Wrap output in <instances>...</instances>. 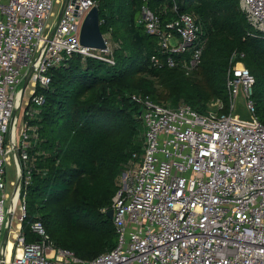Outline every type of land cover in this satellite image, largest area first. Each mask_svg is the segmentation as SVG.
Here are the masks:
<instances>
[{
	"label": "built area",
	"instance_id": "built-area-1",
	"mask_svg": "<svg viewBox=\"0 0 264 264\" xmlns=\"http://www.w3.org/2000/svg\"><path fill=\"white\" fill-rule=\"evenodd\" d=\"M239 1L264 36V0ZM93 7L95 0H0V264H264V123L256 79L237 52L226 74L228 111L220 100L216 110L201 113L185 102L169 107L132 95L143 107V152L118 177L112 250L82 259L56 246L40 219L31 224L36 240L27 241L22 191L33 177L28 151L39 140L32 119L46 101L39 88H48L52 70L74 55L115 64L111 29L105 50L81 43ZM138 23L159 39L152 66H179L187 74L199 68L206 40L194 15L178 13L163 24L159 11L144 4Z\"/></svg>",
	"mask_w": 264,
	"mask_h": 264
},
{
	"label": "trees",
	"instance_id": "trees-1",
	"mask_svg": "<svg viewBox=\"0 0 264 264\" xmlns=\"http://www.w3.org/2000/svg\"><path fill=\"white\" fill-rule=\"evenodd\" d=\"M95 1L103 33L112 31L115 64L74 55L52 70L50 86L39 88L46 101L32 119L39 140L28 151L33 177L22 191L27 241L36 240L28 221L40 219L56 246L85 260L118 242L107 211L119 175L134 153L143 152L144 143L133 94L169 107L185 102L201 113L216 99L228 111L227 70L233 54L243 53L239 59L256 79L254 100L264 123V36L250 24L239 0ZM144 4L159 11L163 24L178 13L194 15L206 44L192 74L179 66H152V55L161 53L158 37L138 23Z\"/></svg>",
	"mask_w": 264,
	"mask_h": 264
},
{
	"label": "water",
	"instance_id": "water-1",
	"mask_svg": "<svg viewBox=\"0 0 264 264\" xmlns=\"http://www.w3.org/2000/svg\"><path fill=\"white\" fill-rule=\"evenodd\" d=\"M80 38H81V43L84 46L92 47L97 50H105L107 48V43L105 42L104 33L101 29L99 7H93L85 17L81 27ZM29 75L30 74H28L25 78L24 87L27 85ZM142 110L143 107L142 105H140L139 114L142 113ZM242 115L246 117V114L243 112ZM107 215L110 219H113L114 208L111 207L110 209H108ZM11 220H12V215L9 214V222H11Z\"/></svg>",
	"mask_w": 264,
	"mask_h": 264
},
{
	"label": "rangeland",
	"instance_id": "rangeland-1",
	"mask_svg": "<svg viewBox=\"0 0 264 264\" xmlns=\"http://www.w3.org/2000/svg\"><path fill=\"white\" fill-rule=\"evenodd\" d=\"M56 10H58V5H56ZM26 96H29V92L28 91L26 93ZM218 104L219 103L217 102L216 99L215 100H212L211 102H209L206 105V113L207 112H210V111L216 110L217 107H218ZM19 114H20V112H19ZM126 169H127V167H124V169L122 170L121 173H123L124 171H126ZM15 178H16V167H15V165L13 163V164L7 166V172H6V178H5L6 193L9 195V198L6 201V207L9 205V203H10V196L13 194L14 187L12 186V181L15 180ZM31 224H32V221H28V224H27L28 227L27 228L29 230L31 229Z\"/></svg>",
	"mask_w": 264,
	"mask_h": 264
},
{
	"label": "bare ground",
	"instance_id": "bare-ground-1",
	"mask_svg": "<svg viewBox=\"0 0 264 264\" xmlns=\"http://www.w3.org/2000/svg\"><path fill=\"white\" fill-rule=\"evenodd\" d=\"M10 247H11V244H10Z\"/></svg>",
	"mask_w": 264,
	"mask_h": 264
}]
</instances>
